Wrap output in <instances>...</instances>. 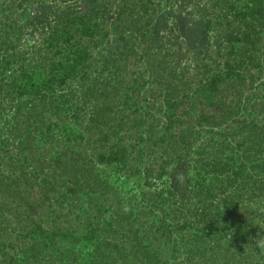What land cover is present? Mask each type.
<instances>
[{
  "label": "rangeland",
  "instance_id": "1",
  "mask_svg": "<svg viewBox=\"0 0 264 264\" xmlns=\"http://www.w3.org/2000/svg\"><path fill=\"white\" fill-rule=\"evenodd\" d=\"M231 2L0 0V87L3 84L0 90V144L3 149L15 152L13 155L22 158L26 155L27 159L21 158L18 164L28 165L30 169L29 163L37 165L42 160L39 156H46L47 167L38 177L50 180L45 195L31 193L35 204L42 198H50L41 216L34 212V204L30 205V212L26 210L23 220H6L12 215L3 217L7 214H0V264H42L44 260L40 258L28 259L31 239L30 235H23V230L36 229L35 225L41 221L42 228H53L58 200L67 205L78 204L80 218L82 222L86 221L95 214L91 208L92 198L105 200L108 206L102 210L105 222L109 221L116 206L132 212L138 219L131 222L133 227L144 220L148 225L164 223L171 232L170 237L153 241V231L145 229L139 240L147 248L156 250L166 264H214L210 258L214 254L217 262L227 264H264V248L259 246L264 240V171L260 167L264 155H258L259 160H252L253 157L245 156L250 154L247 147L251 142L239 146L246 139L249 127L235 125L228 131L230 120L226 123L229 129L226 124L217 129L199 126L192 108L193 93L202 86L197 81L209 82L214 70L208 64L213 58L220 60L217 52L227 54L233 48L242 52L245 48L243 40L237 41L238 37L244 38L245 28L229 10ZM146 4L151 7L153 17L148 23L137 22L136 18L142 14L140 5ZM79 16L87 18L91 24L95 22L92 36L79 28ZM257 32L254 35H258L256 55L262 59L264 29ZM53 35L57 40L52 45ZM249 47L254 44L250 43ZM206 55H210V59L201 62ZM62 62L64 66L60 65ZM69 65L75 66L74 69ZM65 69L68 77L62 80ZM239 72L249 74L250 70L243 67ZM258 76L261 78L253 86L250 78L235 77L236 90H244L252 102L263 99V96L258 97L261 93L256 87L264 89V71ZM180 80L191 83L186 86L180 84ZM28 81L30 85H27ZM229 84L230 80L223 81L224 86ZM38 85L44 86L40 87L42 90L36 91ZM138 85L143 90L139 94L134 91ZM169 94L172 101L178 103L173 109L167 102ZM60 102L65 105V111L69 108V118L56 110L55 105ZM98 110L99 118L91 120L90 114ZM43 111L46 121L41 120L40 112ZM134 111L146 116L141 129L132 125L137 116ZM254 116L259 124H264V110ZM19 123L29 129L30 134L33 131L42 133L35 137L38 139L35 140L37 150L17 147L20 137L15 139L13 136ZM49 123L53 124L51 130L47 128ZM102 128L104 132L117 130L116 140L126 135L124 141L131 159L125 171L118 170L117 164H101L93 156L89 131L100 133ZM80 134L85 136L84 140ZM4 137L12 138L9 146L2 142ZM140 137L145 138L144 141H139ZM215 150L220 152L218 158H223L230 170L223 176L200 174L201 160ZM84 156H88L89 162L84 161ZM9 161L6 157L0 162L1 174L14 171L7 163ZM254 164L258 165L253 167ZM132 167L137 168L134 175H131ZM163 167L166 173L159 177ZM228 175L235 178L232 185L228 183ZM209 187L215 194L213 197L201 194ZM0 190L4 191V188L0 187ZM4 200L5 197L0 195V203ZM17 204L21 209L26 208L24 202L14 201L13 206ZM204 207L209 212L204 221L196 220L199 224L195 227L180 228L183 224H192L195 213L200 214ZM225 213L226 218L223 217ZM66 222L58 223V226H72L71 223L81 221L70 217ZM211 226L219 229L208 238H195L196 232L203 233ZM231 229L241 239L237 246L228 243L229 235L216 243V235ZM193 240L205 248L202 253L190 251ZM230 246L239 249L230 257L225 256L223 249L222 259L219 258L218 250ZM129 248L133 258L137 248ZM66 263L75 264L70 258Z\"/></svg>",
  "mask_w": 264,
  "mask_h": 264
},
{
  "label": "trees",
  "instance_id": "2",
  "mask_svg": "<svg viewBox=\"0 0 264 264\" xmlns=\"http://www.w3.org/2000/svg\"><path fill=\"white\" fill-rule=\"evenodd\" d=\"M60 1L68 3L72 2L73 0ZM229 7V10L234 13V18L240 21L245 28L244 38H237V41L243 40L245 42V48L242 49V52H236L234 48L231 49L227 54H224L220 51L217 52L216 55L220 58V60L216 61V58H213V60H211V63L208 64L211 69L214 70V74L212 75L209 82L205 80L197 81L202 86H198V89H196V91H194L193 93L195 101L193 102L194 104L192 108L195 109H193V111L196 112L195 121L196 124L199 126H210L214 129H217L219 127H223V125H225L230 120L231 129H229L228 125L226 124L227 128L229 129L228 131H232L235 125H241L242 127L244 126L246 128L249 127L246 132V139L243 142L239 143V146H243L244 143L247 144V142L250 141V146L247 147L248 153L250 152V154L245 156L249 158L253 157L252 160H254V158L256 160H259L258 155H264V124H259L256 118H254V115L256 113L260 114L264 110V89L262 90L261 88L256 87V91L261 93L260 95L258 94V97L263 96V99L260 100L254 98L256 102H252V99H250V96L248 94H245L244 90H236L237 83L235 77L245 76L246 78H250V85L253 86L257 79L261 78L260 76H258L259 72L264 71V52L262 53V59L256 55V51L258 49L255 44L257 40L256 37L258 35L254 37L255 34H258V29H264V0H232L231 5ZM136 8L138 7L136 6ZM150 8L151 7H149L147 4L145 6L140 5L139 9L141 10L142 14L140 17L136 18V21L140 23H148V19H151L153 17V13L150 12ZM79 17V28H82L86 34L92 36L94 34L95 22L91 24L90 20H88L87 18H84L83 16ZM228 37L231 39L230 36ZM51 39L53 40H51L50 43L53 45L56 36L53 35ZM250 43L254 44V47H249ZM239 54L241 57L239 56ZM85 56L87 58L90 57L88 53H86ZM205 59H210V55H206L205 57H203L201 62H203ZM261 60L262 62H258ZM201 62H199V65ZM75 63L77 64L78 60H76ZM212 63H214V65ZM60 65L64 66V62H62ZM199 65H197L198 69H200ZM74 67L75 66L73 65L71 67L69 65L70 69H74ZM243 67L244 70H250V73H240L239 69ZM67 71L68 70L65 69L66 75L62 78V80L67 79ZM225 80H230V84L227 87L223 85V81ZM29 83L30 81H28L27 85H30ZM179 83L187 86L191 82L188 80L185 83L183 80H180ZM2 86L3 84L1 85L0 90L2 89ZM40 87L44 86L38 85L36 87V91L37 89L38 91L42 90V88ZM173 90L176 91L177 89ZM230 90L232 91L230 92ZM134 91H137L139 94L140 92L142 93L143 90L141 89V86L138 85L134 88ZM225 92L226 94H223ZM170 93L172 94V96H174L173 91H171ZM171 94H169L170 99L169 101L167 100V102L169 103V107L173 109L177 106L178 103L176 101H172L173 99L171 97ZM229 97L230 100L227 99ZM61 103L63 102H60L59 104L55 105V108H57L56 110H60L65 114L66 118H69L71 115L69 108L65 111V105L62 106ZM151 105H155V102H151ZM40 113L42 115V117L40 116L42 118L41 120L46 121L47 117H43V114L45 112L43 111V113ZM98 113H100L99 110L93 112V114H90L89 118L91 120H97L100 116L98 115ZM134 113H136L137 116H135L134 120L132 121V125L134 128L139 127L141 129L142 126L145 124L146 116H143L142 113L138 115L137 111H134ZM141 115L143 116V118ZM16 125L17 124H15L14 127L17 128L18 126V129L13 138L17 139L18 137H20L17 139V141L19 142L17 147L19 148L20 146H27L28 148H24L25 150H37L38 146L36 145L35 140L38 139H35V137H38L39 134L42 133L38 131H33V133L30 134L29 129L23 127L22 123H19V125L17 126ZM51 125L53 124H47V128L49 130L52 129ZM104 125L107 124L104 123ZM101 131L100 133L96 130L89 131L92 135L91 138H89V143H91V149H94L93 156H95L96 161L101 164H117L118 170L124 169L125 171V168L127 167L131 159V155L128 150L129 147L124 141L126 135H121L119 138H117L118 140H116L114 135H116L117 130L114 129L108 132H104L105 129L102 128ZM59 136L61 137L60 134ZM0 137H2L1 134ZM80 137L82 140H84L85 136L83 134H80ZM9 139L4 137V139L2 140L5 146L10 145ZM144 139L145 138L140 137L139 141L142 142L144 141ZM5 140L7 142H5ZM132 147L133 150L136 149L135 144ZM5 149H3L2 145L0 144V162H2L3 159H5L6 157H8V159L10 158L11 161L7 163H10L9 165L14 171H11L7 174L0 173V187L4 188V191L0 190V195L5 197L4 202L0 203V214H7L3 215V217H8L10 214L12 215L6 218V220H23L26 216V213L30 212V205L34 204V212L38 214V216H41V214L44 212L43 207L44 205L49 204L48 202L50 198L49 196L42 198L39 202H36L37 204H35L32 201L33 196L31 195V193L42 192L45 195L48 192L47 190H49L48 187L50 186V180L45 177H38L40 173L45 170V167H47L44 160L46 159V156L42 158V155H40L39 158H41L42 160L37 163V165H33L32 162L29 163L32 166L30 169L28 165L18 164L20 162V159L22 158L20 155H13V153L15 152L8 148ZM8 152H10L9 156L7 155ZM211 154L210 152H208L205 158L207 160H201L199 173L201 174V172H207L212 173V175L214 176H223L230 170L229 165L223 162V158H218V154H220L218 150L213 151ZM211 157H213V160L210 159ZM84 158V161L89 162L88 160H86L88 156H84ZM22 159L26 160V155ZM262 159H264V157ZM256 165L258 164H254L253 167H255ZM260 167L264 171V160L262 161ZM132 168L133 169H131V175H134L135 173H137V168ZM165 173L166 170L163 167L161 172H159L158 176L162 177ZM227 179L229 185H232L234 182H236L235 178L231 175H228ZM67 180H70V178H68ZM88 185L89 184H87L86 186ZM216 186L223 190V187L219 184H216ZM52 188L56 189L57 187L53 186ZM201 194H207L211 197L215 195L211 187L204 190V192H201ZM17 197H19V200L17 199L16 201L15 198ZM14 201L17 203L24 202L26 208L21 209L19 206L20 204L13 206ZM90 202H92L91 208L95 211V214L92 218H87L86 221L82 222L80 218L81 213L79 211L80 206L78 204L75 205L71 203L67 205L61 200H58L56 208L58 214L53 218V228H42L41 221L40 223L35 225L36 229H32L30 231L23 230V235H30L31 239L28 245V249L30 251L28 259L36 258V260H38L40 258L44 260L42 264H45V262L46 264H68L66 263V261L69 258L72 259L75 264L167 263V261H163L161 259L159 253L156 250H151L147 248V245L142 244L139 240V235L141 234L142 230L145 229H150L153 231V241L159 240L162 237H170L171 232L170 230H168V227L165 226L164 223H162L160 226H156L154 225V223L148 225L147 222H144V220L143 222L141 221L139 224H136L134 228L131 225V222H134L138 219L134 217L132 212H127L116 206L113 210V214L111 215V220L109 219L108 222H105V220L103 219L104 214L102 211L103 209H108L105 200H99V198H92ZM64 209H67V211H65ZM207 209V207L201 209L200 214L196 212L194 215L195 219L193 220V223L183 224L180 228H187L190 227V225H193L194 227L195 225L197 226L199 223H196V220L198 222L204 221L207 215H209ZM223 215V217L226 218V213ZM197 216H199L198 219H196ZM70 217L71 219H79L81 222L78 224L71 223L72 226H58V223H67L66 221L70 220ZM77 226L81 227L79 228ZM218 229V226H211L210 228H205L203 233L196 232L195 238L198 240L205 237L208 238L210 237L211 233L217 231ZM31 232L37 233L33 234ZM20 234L21 232L19 233V235L17 234V236L20 237ZM214 234L216 235V233ZM228 235V243H235V245L237 246L238 242H240L241 239L238 237L237 233H235L233 229H231L230 232L223 233L222 235H216V243L222 241L223 238H226ZM135 240H137V242H134ZM191 245L193 246V248H190V251L195 253H202V250L205 249L201 245L199 246V242H196L195 240L192 241ZM13 246L14 244L12 242V247ZM20 247L23 246L20 245ZM128 248L129 250L137 248L135 250L136 254L134 253L135 255H133V258L127 250ZM223 249L225 256L230 257L234 253H236L239 247L230 246L218 250V255L221 259V251ZM135 256H137L136 259L134 258ZM215 257V254L214 256H210L212 261L215 262L214 264H227L226 262H217ZM57 260L60 261L56 262Z\"/></svg>",
  "mask_w": 264,
  "mask_h": 264
},
{
  "label": "clouds",
  "instance_id": "3",
  "mask_svg": "<svg viewBox=\"0 0 264 264\" xmlns=\"http://www.w3.org/2000/svg\"><path fill=\"white\" fill-rule=\"evenodd\" d=\"M259 246L262 247V248H264V240H262V241L259 242Z\"/></svg>",
  "mask_w": 264,
  "mask_h": 264
}]
</instances>
